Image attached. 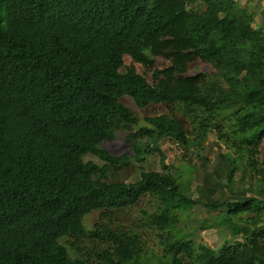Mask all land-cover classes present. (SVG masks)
Listing matches in <instances>:
<instances>
[{
  "label": "trees",
  "instance_id": "16d2710c",
  "mask_svg": "<svg viewBox=\"0 0 264 264\" xmlns=\"http://www.w3.org/2000/svg\"><path fill=\"white\" fill-rule=\"evenodd\" d=\"M252 17L237 0H0V264H264V28ZM197 61L214 72L190 75ZM124 99L177 106L196 133L162 113L144 117L132 142L199 146L212 132L235 156L227 183L243 164L257 188L202 203L170 173L111 180L131 162L101 145L138 125ZM146 199L157 203L146 225L165 232L161 255L146 257L135 232L85 228L93 212L109 219ZM196 206L224 211L241 240L214 250L174 237L178 212ZM82 238L98 244L82 253Z\"/></svg>",
  "mask_w": 264,
  "mask_h": 264
},
{
  "label": "rangeland",
  "instance_id": "374dc122",
  "mask_svg": "<svg viewBox=\"0 0 264 264\" xmlns=\"http://www.w3.org/2000/svg\"><path fill=\"white\" fill-rule=\"evenodd\" d=\"M237 2L240 7L246 9L253 16L252 26L254 28H264V0H237ZM157 63L161 66L166 64L161 60ZM125 66L138 73L144 72L146 77L151 79V71L144 70L141 66L133 64L129 59H126ZM190 67V75L196 73L212 74L214 72L209 65L199 61ZM123 103L137 119L138 125L135 127H120L115 131L112 139L101 145V148L112 155L116 157L127 156L131 162V166L112 173V176L109 177L111 180L124 183L134 182L139 179L140 171L170 173L178 178L184 193L202 203L233 201L238 198L249 197L252 194L251 189L257 188L256 183L250 179L249 173L245 170L243 164L236 168L235 177L227 183L226 177L230 170L228 162L232 152H228L224 146L218 145L216 135L212 132L199 146L197 144L182 146L176 140L170 138H162L158 141L143 139L139 142H132L128 136L145 124L144 117L162 113H167L172 118L186 120L187 135L190 140L195 139L196 133L193 130L189 115H185L177 106H156L144 111L137 109L130 99H124ZM136 149L140 151L138 159L140 158L141 162L139 161V163L135 159L137 158ZM259 150V161H264V140ZM86 159H90L97 165L101 164L96 158L87 157ZM217 169L222 171L220 172ZM215 171L220 173L219 178L216 177ZM243 176L246 177L243 179ZM201 187L208 190L213 189L214 191L211 195H201L198 191L199 188L202 189ZM156 208L157 203L155 200L146 199L142 200L137 206L114 212L109 216V219H102L99 212H93L85 217L84 225L86 230L92 229L93 225L97 224L115 232H135L140 237L146 257L154 258L163 253L164 240L160 236H165V232L146 225L147 215L155 212ZM224 216L225 212L222 210L196 206L189 211L178 212V222L171 233L176 238L183 237L196 244L218 250L226 243L240 241L242 236L241 231L236 235L233 227L222 226L220 222ZM70 241L72 240L70 239ZM61 242L64 243L65 241ZM80 244L83 253V249H94V245L98 243L90 244L88 239L82 238Z\"/></svg>",
  "mask_w": 264,
  "mask_h": 264
}]
</instances>
